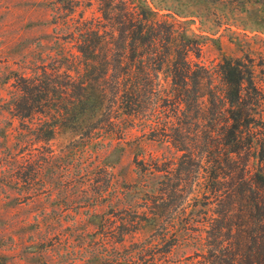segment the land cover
Segmentation results:
<instances>
[{
	"label": "rangeland",
	"instance_id": "374dc122",
	"mask_svg": "<svg viewBox=\"0 0 264 264\" xmlns=\"http://www.w3.org/2000/svg\"><path fill=\"white\" fill-rule=\"evenodd\" d=\"M105 1L0 0V264H192L208 254L203 211L209 217L217 206L204 186L205 153L198 165L172 138L122 111L110 132L85 137L79 126L54 122L50 107L36 112L23 95L22 79L42 65L82 72L75 45L85 22L115 32L102 14ZM127 1L193 40L198 54L189 58L210 72L201 94L221 86L218 63L242 59L264 95V0ZM109 3L116 21L122 5ZM158 80L160 93L170 88L163 71ZM28 110L30 117H19ZM258 111L264 116V101ZM190 129L205 135L201 125ZM176 185L184 186L179 194ZM180 194L185 201L176 209ZM223 205L234 223L233 251L243 256L255 229L253 207L242 194Z\"/></svg>",
	"mask_w": 264,
	"mask_h": 264
},
{
	"label": "trees",
	"instance_id": "16d2710c",
	"mask_svg": "<svg viewBox=\"0 0 264 264\" xmlns=\"http://www.w3.org/2000/svg\"><path fill=\"white\" fill-rule=\"evenodd\" d=\"M105 2L102 14L115 32L107 31L106 23L85 22L75 45L82 72L78 67L71 74L42 65L34 78L22 79L23 95L36 102V112L50 107L53 121L79 126L85 137L110 132L122 111L143 119L151 132L159 130L167 141L172 138L183 156L198 165L205 153L209 171L204 174L209 172V184L204 186L217 209L209 217L203 211L208 227L203 223L201 230L208 254L192 264H264V116L258 111L264 95L250 64L224 59L217 65L221 86L209 84L201 94L202 81L210 72L189 58L190 53L196 57L198 53L186 33H177L172 23L153 19L150 11L127 0H118L122 8L115 21L109 11L114 5L108 7L109 0ZM161 71L170 78V88L162 93ZM30 114L28 110L19 117ZM174 120L177 125L173 127ZM192 124L206 130L203 139L200 130L189 133ZM172 128L175 134L170 135ZM201 144L204 148L199 151ZM183 187L176 185L173 190L179 194ZM241 194L253 207L255 226L243 256L233 251L234 223H229L231 211L223 205L225 198ZM181 196L171 204L176 209L185 201ZM202 197L205 205L210 203L207 193Z\"/></svg>",
	"mask_w": 264,
	"mask_h": 264
}]
</instances>
